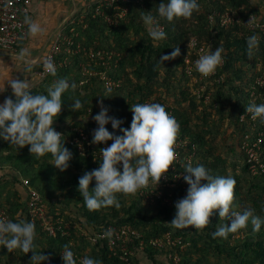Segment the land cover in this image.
I'll list each match as a JSON object with an SVG mask.
<instances>
[{
  "label": "trees",
  "instance_id": "1",
  "mask_svg": "<svg viewBox=\"0 0 264 264\" xmlns=\"http://www.w3.org/2000/svg\"><path fill=\"white\" fill-rule=\"evenodd\" d=\"M161 2L133 0L128 5V14L115 24L96 16L94 5L65 26L59 41L60 52L55 57L59 65L57 74L47 75L33 94H47V87L58 79L66 78L77 84L74 93L69 90L62 97L63 108L54 122L55 129L64 136V145L73 153L66 171L52 165L51 154L35 159L29 146L17 148L0 138V162L12 172L10 179H0V207L8 219L32 222L28 188L23 185L27 179L41 194L49 218L55 224L59 221L66 232L63 235L58 231L53 237L33 222L37 250L49 257L46 264H64L61 253L69 242L75 255L90 256L102 264H264V225L259 233L253 232L249 223L246 228L230 233L227 239H214L212 233L228 223L226 218L221 220L218 210L203 230L174 229L168 224L174 218L176 202L187 194L189 185L183 177L187 175L184 167L188 163L203 164L213 175L234 177L235 209L241 212L251 209L254 215L264 218V176L252 174L243 150L246 138L255 139L257 132L251 123L240 120L250 102L264 103L259 97L262 89L255 88L257 79L264 76V34L246 26L252 15L264 21V2L199 0V12L190 19L181 18L172 23L159 18L156 7ZM151 11L167 33L166 40L155 44L141 19L144 12ZM225 13L234 20L229 27H223L217 17ZM212 15L217 19L214 23L210 21ZM253 34L259 36L260 45L249 59L246 39ZM192 39H197L199 47L209 52L216 47L224 48V65L217 68L213 78H204L197 70L193 76L187 73L186 57L192 60L198 57L196 50L189 48ZM174 47L180 48L181 55L160 64L159 56L171 54ZM91 50L93 57L89 55ZM43 63L35 65L30 72H41ZM106 86L112 88L110 97L100 96ZM254 92L257 100L252 97ZM207 95H210L208 102ZM76 98L83 102L79 112L71 110ZM101 100L109 115L122 121L121 128H130L132 105L155 102L175 117L180 130L174 145L176 162L159 183L149 182L136 194H118L121 204L118 209L111 206L89 211L78 190L79 178L99 167L100 149L112 141L91 143L86 154L71 142L79 136V130L92 141L98 127L94 117L101 110ZM257 126L264 127V123L259 119ZM106 127L116 135H123L111 123ZM94 186L95 181L90 187ZM124 226L139 234L134 242L126 244L135 253L129 257V263L122 258L121 242L111 246L113 236L100 238L107 229ZM157 239L163 241L162 247L152 243ZM32 255L29 252L22 259L31 261ZM0 264H15L14 253L3 246H0Z\"/></svg>",
  "mask_w": 264,
  "mask_h": 264
},
{
  "label": "clouds",
  "instance_id": "2",
  "mask_svg": "<svg viewBox=\"0 0 264 264\" xmlns=\"http://www.w3.org/2000/svg\"><path fill=\"white\" fill-rule=\"evenodd\" d=\"M199 0H163L156 12L160 19L172 23L181 18L190 19L199 12ZM149 37L154 44L167 39V33L160 26L156 16L151 12H144L141 17ZM253 21L251 19V24ZM24 24L27 25L29 37H37L44 32L39 22L31 16L25 15ZM23 38V37H22ZM247 55L252 59L259 49L260 38L257 34L247 37ZM191 47V42L189 48ZM224 48L203 54L195 62L196 70L203 76L213 74L224 61ZM29 51L21 48L18 59L25 64V71L32 70L33 61L29 59ZM181 55L179 47L169 55L158 58L160 64L175 59ZM46 73L56 76L54 62L49 59L44 62ZM7 87L12 90V97H7L0 103V138L15 145L17 148L29 146V152L35 159L51 154L52 165L60 171H66L73 159V153L64 145V137L54 127L63 108L64 94L75 92L77 84L68 79L55 80L47 87V94H33L29 82L25 79L11 78ZM112 88L106 86L102 97H110ZM101 110L94 120L98 127L93 132L92 144L112 141L111 145L100 149L99 167L86 171L79 178L78 190L83 197V203L89 211L121 204L118 194H136L148 186L149 182L159 183L169 167L176 162L174 145L180 125L174 116L170 115L165 106L160 103H137L132 105L133 119L130 128H121L122 121L109 115V109L100 101ZM83 102L76 98L71 104V110L79 112ZM246 112L253 120L260 119L264 123V103L250 102ZM111 123L113 129H118L123 135H116L106 127ZM187 175L183 179L189 185L187 194L175 204L174 218L168 223L174 229L194 227L203 230L210 224L216 210L219 217L227 219L228 223L218 227L212 233L213 238L227 239L230 233L244 229L250 223L252 231L259 233L264 218L254 215L251 209L237 211L233 204L236 180L232 176L213 175L211 169L203 164L193 166L188 163L184 167ZM93 181L95 186L90 187ZM206 181V183H204ZM111 228L103 232L102 238H111ZM36 226L33 222L0 218V246L9 252L19 250L25 255L33 253L30 264H44L49 257L38 252ZM64 264H78L71 242L63 246L61 253ZM79 264H102V261L90 256H84Z\"/></svg>",
  "mask_w": 264,
  "mask_h": 264
},
{
  "label": "built area",
  "instance_id": "3",
  "mask_svg": "<svg viewBox=\"0 0 264 264\" xmlns=\"http://www.w3.org/2000/svg\"><path fill=\"white\" fill-rule=\"evenodd\" d=\"M31 0H0V52H17V49L20 45V41L27 36V25L24 24V14L27 13L26 5ZM133 0H100L96 7H95V15L103 17L109 24H115L118 20L124 18L128 12L129 7L128 5L132 3ZM264 2V0H262ZM110 12H113V15L110 14ZM217 17L220 18V23L223 27H229L233 23V17L229 13L225 14H218ZM252 19V23H250ZM259 18L256 15H252L248 21L246 22V26L251 29H259L262 34H264V21H259ZM211 23H214L217 21L216 16L212 15L210 17ZM65 29V28H64ZM64 31V30H63ZM63 33V32H62ZM62 34L59 36V38L52 42L49 46L46 55H45V61L51 59L56 69L58 68V64L55 63V57L60 52V38ZM23 37V38H22ZM68 40V39H65ZM191 47L192 49L196 50L198 57H196L195 60H192L190 57H186L185 62L187 64L186 71L190 76H193V73L196 70L195 62L199 57L203 54L209 53V51L203 47H199V42L197 39H192L191 41ZM91 57L94 56V52L91 50L90 54ZM98 55H101L99 53ZM44 64V63H43ZM224 65V61L220 66ZM49 75L45 72L44 68H42V71L38 73V76L42 79H45L46 76ZM217 75V70L209 75V76H203L204 78H213ZM200 81V79H198ZM218 81H221L218 80ZM111 85V84H109ZM259 86L262 89L260 98L263 99L264 102V76L260 77L256 81L257 88ZM203 91L205 88L203 87ZM199 97H201V92H197ZM252 97H256V93L254 92ZM210 99V95L206 96V101ZM257 100V97H256ZM255 100V101H256ZM241 122L243 123H251L253 130L257 132L256 138H252V136H249L246 138V141L243 144V150L246 153V156L248 157V162L250 164L251 172L255 176H264V127L263 126H257L259 118L256 120H253L251 117V114L245 113L241 115L240 118ZM59 132V131H58ZM62 134V132H60ZM72 144H76L78 146L79 151L82 154H86L87 150L90 149L92 146L91 142L88 140V138L84 135L82 131L79 130V136L76 137L72 142ZM166 179V177H163V180ZM24 187L28 188V194H29V213L32 222L38 223L50 236L56 237L58 234V231L62 232L63 235H65V231L62 227V224L58 221L57 224L53 222L52 219L49 218L47 214V207L43 201V198L41 194L33 187H31L30 181L27 179L23 180ZM168 202H170L171 199H166ZM0 218L8 219L6 211L0 207ZM58 226V228H57ZM113 230V241L110 243L111 246H113L117 241L122 243V251L124 252L123 260L129 263L130 256H134L135 253L133 251H130L127 247V243L134 242V237H138L139 234L131 229L128 226H124L118 230ZM101 239L102 236H100ZM168 243L171 242V240L168 238ZM97 239L95 240V242ZM155 246L162 247L163 241L160 239H157L152 242ZM77 262L79 264V261L83 258L78 255H76ZM131 264V263H129Z\"/></svg>",
  "mask_w": 264,
  "mask_h": 264
},
{
  "label": "crops",
  "instance_id": "4",
  "mask_svg": "<svg viewBox=\"0 0 264 264\" xmlns=\"http://www.w3.org/2000/svg\"><path fill=\"white\" fill-rule=\"evenodd\" d=\"M100 0H31L27 5V13L39 22L44 32L37 37H29L20 41L17 52H0V103L7 97H15L12 90L7 87V81L11 78L25 79L29 82L31 90L36 89L44 81L38 76L39 72L25 71V64L19 60L18 53L21 48L29 51V59L35 65L44 62L46 52L52 42L62 34L65 26L78 15L96 6ZM1 155V153H0ZM11 170L0 162V179H10Z\"/></svg>",
  "mask_w": 264,
  "mask_h": 264
},
{
  "label": "rangeland",
  "instance_id": "5",
  "mask_svg": "<svg viewBox=\"0 0 264 264\" xmlns=\"http://www.w3.org/2000/svg\"><path fill=\"white\" fill-rule=\"evenodd\" d=\"M105 79V78H104ZM233 131V129L232 128H230L229 130H228V132L229 133H231ZM225 151H226V149H225ZM0 153H1V155L0 156H2V152L0 151ZM231 157H233V156H231ZM230 158V157H229ZM233 159V158H232ZM2 164V163H1ZM3 165V164H2ZM150 184H155V183H151V181H150ZM13 253H14V256H15V264H30V260H23L22 258L24 257V256H26L24 253H22L21 251H19V250H14L13 251ZM8 259V258H7ZM44 264H46V262H44Z\"/></svg>",
  "mask_w": 264,
  "mask_h": 264
}]
</instances>
